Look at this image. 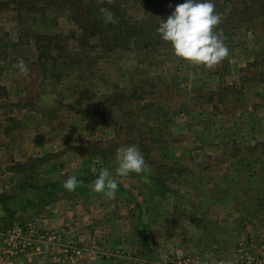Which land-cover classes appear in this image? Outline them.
<instances>
[{
  "label": "rangeland",
  "instance_id": "374dc122",
  "mask_svg": "<svg viewBox=\"0 0 264 264\" xmlns=\"http://www.w3.org/2000/svg\"><path fill=\"white\" fill-rule=\"evenodd\" d=\"M183 2L0 0V197L50 181L65 195L72 175L80 193L96 179L93 167L115 172L126 145L139 148L145 171L114 175L115 199L92 196L115 215L117 201L144 210L138 220H235L231 205L264 196V0H213L229 55L212 68L176 58L157 33ZM20 59L26 75L15 67ZM24 194L37 201L25 210L1 205L0 231L19 221L77 241L68 224L46 230L28 218L39 195ZM215 197L217 206H203ZM115 242H82L81 255L60 262L39 243L12 264H125L111 256L125 250Z\"/></svg>",
  "mask_w": 264,
  "mask_h": 264
},
{
  "label": "crops",
  "instance_id": "0c3cea01",
  "mask_svg": "<svg viewBox=\"0 0 264 264\" xmlns=\"http://www.w3.org/2000/svg\"><path fill=\"white\" fill-rule=\"evenodd\" d=\"M54 183L44 184L48 191L55 193L54 197L51 199L46 195L45 198L38 193V211L28 218L37 220L46 230L60 229L68 224L71 228L68 239L76 238L85 244L98 239H108L111 243L116 241L114 247L129 251L137 259V264H159L162 255L174 248L185 255L198 257L205 264H219V260L224 264H234L243 257L247 264H264V196L253 203L241 201L231 205V216L235 220H228L230 216L224 220H214L211 216L209 220H199L198 213H194L191 220H138V214L144 217V210L138 213L135 206L128 209L116 201L115 207L120 215H115L114 205L110 203L107 206L98 198L93 200L96 193L87 189V185L80 193L65 190L63 195L55 191L57 184ZM38 187L43 186L32 190L37 193ZM24 192L13 194L10 201L25 210L37 199H29V194ZM219 201L215 197L210 204L203 206L214 208ZM179 208L188 214L185 208ZM20 211L17 212L19 216L22 215ZM170 223L173 228H170Z\"/></svg>",
  "mask_w": 264,
  "mask_h": 264
},
{
  "label": "clouds",
  "instance_id": "9594fccd",
  "mask_svg": "<svg viewBox=\"0 0 264 264\" xmlns=\"http://www.w3.org/2000/svg\"><path fill=\"white\" fill-rule=\"evenodd\" d=\"M100 11L105 23L117 22L111 11L104 8ZM222 20V14L215 11L213 0H184L175 6L166 20H161L157 33L161 40L170 45L176 58L192 65L212 68L229 55L222 32L217 30ZM15 67L21 75L28 73L23 59L18 60ZM116 161L114 173L108 168L91 169L96 179L89 185L90 189L110 200L115 199L118 189L114 175L128 177L131 173L141 174L146 169L144 156L136 145L119 147ZM81 183L72 175L62 186L66 191L73 192ZM161 259L166 261L167 254H163Z\"/></svg>",
  "mask_w": 264,
  "mask_h": 264
},
{
  "label": "built area",
  "instance_id": "2783aa9c",
  "mask_svg": "<svg viewBox=\"0 0 264 264\" xmlns=\"http://www.w3.org/2000/svg\"><path fill=\"white\" fill-rule=\"evenodd\" d=\"M65 230L59 233L47 234L40 231L36 225L24 226L19 221H14L7 229L0 231V264H12L22 256L29 255L39 243L47 246V253L56 262L65 257L81 255L82 242L70 241L63 244ZM116 259H124L125 264H137L135 256L129 255L125 250L118 249L111 255ZM163 264H205L198 257L188 256L180 250L173 249L167 253V260ZM219 264L224 262L219 261ZM238 264H247L243 257Z\"/></svg>",
  "mask_w": 264,
  "mask_h": 264
},
{
  "label": "trees",
  "instance_id": "16d2710c",
  "mask_svg": "<svg viewBox=\"0 0 264 264\" xmlns=\"http://www.w3.org/2000/svg\"><path fill=\"white\" fill-rule=\"evenodd\" d=\"M34 187H37V186H35V185H33V184H31V185H28V184H26V185H25V184H20V185L17 186L16 191H19V192L21 193V191H26V188H27V189H35ZM38 188H40V190L37 191V193L46 194V195L50 196L51 199H52V197H54V195H55L54 192L48 191V188L45 187V186H43V187H38ZM24 189H25V190H24ZM52 191H54V190H52ZM13 196H14V195H13ZM10 197H11V196H8V195L1 196V197H0V206H1V205H7V204H9V202H10V200H11ZM11 212H13V209L10 207V208L7 210V213H11Z\"/></svg>",
  "mask_w": 264,
  "mask_h": 264
}]
</instances>
